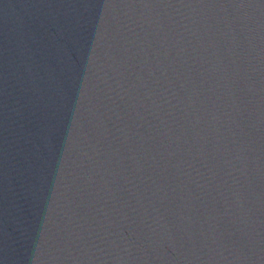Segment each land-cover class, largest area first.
Wrapping results in <instances>:
<instances>
[{
    "label": "water",
    "instance_id": "water-1",
    "mask_svg": "<svg viewBox=\"0 0 264 264\" xmlns=\"http://www.w3.org/2000/svg\"><path fill=\"white\" fill-rule=\"evenodd\" d=\"M0 145L112 264H264V0H0Z\"/></svg>",
    "mask_w": 264,
    "mask_h": 264
}]
</instances>
